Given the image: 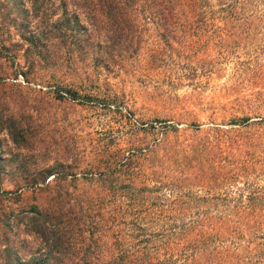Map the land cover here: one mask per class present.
I'll use <instances>...</instances> for the list:
<instances>
[{
  "label": "rangeland",
  "instance_id": "rangeland-1",
  "mask_svg": "<svg viewBox=\"0 0 264 264\" xmlns=\"http://www.w3.org/2000/svg\"><path fill=\"white\" fill-rule=\"evenodd\" d=\"M158 4L126 47L40 34L27 59L61 0H0V264H239L264 241V0Z\"/></svg>",
  "mask_w": 264,
  "mask_h": 264
},
{
  "label": "trees",
  "instance_id": "trees-1",
  "mask_svg": "<svg viewBox=\"0 0 264 264\" xmlns=\"http://www.w3.org/2000/svg\"><path fill=\"white\" fill-rule=\"evenodd\" d=\"M74 8L68 9L67 3L68 0H61V12L58 16L51 21L45 20L43 23L39 24L42 28L39 33L37 31L28 29L25 40L29 44V47H26L25 56L28 57L31 55L32 48L34 46L40 34H43L44 37L54 33L55 37L59 39L61 43H67L69 47H126L127 41L132 39L135 31L140 33L143 27L146 24L147 18L151 19L152 22H155L158 25L159 20L164 17V13H159L157 10L156 3H153L155 0H69ZM163 9L167 11V17H174L177 11L176 9L184 8L185 6H193L195 0H158ZM177 7V8H176ZM76 8H83L82 11H78ZM82 14V17H81ZM167 26L164 23V33L168 31V38L166 43L169 44L171 39H174L175 30L178 27L173 21H168ZM46 38V37H45ZM71 45V46H70ZM129 45V44H128ZM29 67L31 65L29 64ZM70 90V89H68ZM7 132L11 136L13 142L18 143L20 137L16 131V124L9 123L6 127ZM43 172L47 174H52V177L55 176L54 168L52 166L47 167ZM45 179V178H44ZM41 214L45 217L42 220L41 230L39 231L42 237H46L48 241V235L52 232V225L55 224V219L57 215H49L40 211ZM51 225H50V224ZM51 228V231L47 230ZM47 235V236H46ZM58 235L53 239L55 242L51 243L52 245L57 242ZM52 237V235H50ZM63 236V235H62ZM62 241V239H61ZM250 240L247 241L243 248H246L243 254L241 253H229L231 258H235V261L239 264L244 263L245 260L250 261L252 264H264V241L254 242L255 247L252 249L249 248ZM62 243V242H61ZM236 248L241 246L240 242L235 244ZM60 252V250L57 248ZM249 252V253H248ZM248 258V259H247ZM229 259V258H228ZM27 262L22 264H44L46 258H37L28 257ZM125 264H157V258L152 254L148 257V260L141 256L135 258H125ZM168 264H176L175 258H169L167 260ZM18 264V263H17ZM74 264H78L75 261ZM84 264H93L92 260H87ZM230 264V263H229Z\"/></svg>",
  "mask_w": 264,
  "mask_h": 264
}]
</instances>
